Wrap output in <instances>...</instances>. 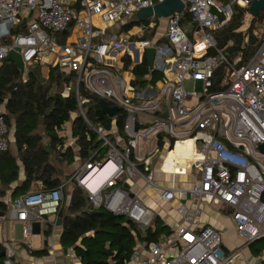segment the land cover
Returning <instances> with one entry per match:
<instances>
[{
  "label": "built area",
  "instance_id": "built-area-1",
  "mask_svg": "<svg viewBox=\"0 0 264 264\" xmlns=\"http://www.w3.org/2000/svg\"><path fill=\"white\" fill-rule=\"evenodd\" d=\"M163 1L0 0V63L9 51H17L24 63V81L31 66L47 67L62 77L53 89L61 96H75L79 114L107 149L104 160L87 162L73 175L92 210L103 208L139 228L150 227L156 214L135 191L143 184L158 190L164 203L201 199L225 208L237 236L246 243L264 239V23L255 33L257 48L238 65L237 59H230L231 43L218 47L214 34L230 21L234 8L244 9V20L251 19L252 0H181L183 9L163 19L160 34L154 22L126 28L140 9ZM186 16L192 24L189 34L181 26ZM145 32L153 34L143 38ZM148 48H154L148 69L160 77L153 80L149 73L137 84L133 67L146 59ZM82 89L118 108L111 130L89 123ZM3 112L0 106V151L9 147ZM119 112L125 117L122 134L115 127ZM71 120L58 129L59 136L68 139ZM187 139L196 157L190 158L188 170L177 173L179 161L166 162L165 156ZM158 153L156 172L174 180L197 168L195 183L179 187L154 179L150 167ZM64 200L68 204L70 195L64 199L61 188L19 195L2 220L22 223L27 236L33 222L52 216L54 225ZM177 213L182 222L157 241H142L126 264L231 262L235 252L226 253L219 230L198 223L197 210L180 203ZM3 246L4 264H12L13 249L9 243Z\"/></svg>",
  "mask_w": 264,
  "mask_h": 264
},
{
  "label": "trees",
  "instance_id": "trees-1",
  "mask_svg": "<svg viewBox=\"0 0 264 264\" xmlns=\"http://www.w3.org/2000/svg\"><path fill=\"white\" fill-rule=\"evenodd\" d=\"M244 13V9L234 8L230 21L214 34L218 47L231 43L227 46L230 59H237L238 65L245 62L257 48L258 37L255 33L264 23V11H261L242 30ZM137 23L140 21L132 20L126 28L131 29ZM152 34L145 32L143 38ZM125 62L126 65L130 64L128 57ZM148 68L146 59L133 67L135 83H144L149 73L153 80L160 77V73L150 72ZM61 81V75L55 70H50L48 78H43L40 66H31L24 81L13 62L0 63V106L4 108L8 135L12 133L14 143V152L9 147L0 151V219L7 212L8 204L4 198L8 191L17 197L37 190L61 188L64 199L70 195L69 203L66 204L64 200L59 208L63 246L76 245L75 252L83 264H126L133 252L135 236L149 243L171 231L164 223L142 231L132 221L126 222L122 215H113L103 208L91 209L87 193L74 183L73 175L83 164L99 160L100 152L105 148L79 114L75 96H61L58 91H52L53 85L58 87ZM81 97L88 99L83 109L89 123L111 130L113 119L102 112L99 98L84 89L81 90ZM124 119L122 112L115 117V127L121 134ZM70 120L71 136L75 139L71 145L67 144L66 137L59 136L57 132ZM161 138L159 148L163 145ZM74 163L78 167L75 168ZM261 200L264 202V194ZM158 219L156 216L153 224H157ZM2 251L4 246L0 243V253ZM0 264H4V257H0ZM12 264L20 263L12 261Z\"/></svg>",
  "mask_w": 264,
  "mask_h": 264
},
{
  "label": "crops",
  "instance_id": "crops-1",
  "mask_svg": "<svg viewBox=\"0 0 264 264\" xmlns=\"http://www.w3.org/2000/svg\"><path fill=\"white\" fill-rule=\"evenodd\" d=\"M48 73L47 67H41V74L43 77H46L45 75ZM124 75L125 77H129L128 72ZM73 141H75V139H73L72 142ZM67 144L71 145V142L68 143V139ZM72 144H74V142ZM176 147L180 148V153L176 156V160L179 161V164L175 167L177 168L175 171H177V173H183L182 168L188 170L190 158H192L189 154V144L182 141L178 142ZM172 151L173 150H171V152ZM170 159L168 152L165 156V160L166 162H172ZM75 160H78V158ZM73 166H75V168L78 167L77 163H74ZM165 168L166 166H164V169ZM178 177L179 176L175 177L173 180L170 176L168 178L160 174V178L157 179L164 185L175 183V185L179 187H190L195 183L194 180L184 185L178 182ZM69 185L70 183L68 186ZM141 185V190L138 188V185L135 186V191L139 192L141 201L148 208L152 209L154 212L157 211V213L162 216L164 223L169 226L170 231H173L182 222L181 217L177 213V208L180 203H184L186 207L197 210V220L199 224H209L222 233L223 248L226 253L231 254L235 252L229 264H264V239H258L251 243H246L245 240L239 239L229 212H227L225 208L212 207V205H208L201 199L179 201L175 198L169 203H164L159 198L158 190L150 186ZM13 198L15 197L12 196V191H8L4 200L9 204ZM218 209L222 210L226 215L223 216L218 213ZM52 220L53 219H48L46 222H33L31 231L27 236L23 235L22 223L1 220L0 243H9L11 245L13 249V262L20 264H83L81 259H77L78 255L75 252L76 245L63 246L61 243L62 226H57L55 223L53 225L51 223ZM16 223L21 224L20 236L18 237L15 236L16 229H14V226ZM135 239L133 250L142 242L138 240L136 236ZM32 251H42L43 253L33 254ZM72 252H74V254H72Z\"/></svg>",
  "mask_w": 264,
  "mask_h": 264
},
{
  "label": "water",
  "instance_id": "water-1",
  "mask_svg": "<svg viewBox=\"0 0 264 264\" xmlns=\"http://www.w3.org/2000/svg\"><path fill=\"white\" fill-rule=\"evenodd\" d=\"M183 9V3L181 0H165L162 3L154 6L153 8H144L140 9L136 13V22H139L142 19L148 18L150 16H157L161 18L168 17L173 11H180ZM261 11H264V0H252L251 5L249 7V14L252 18H255L259 15ZM167 40V38H165ZM146 59L148 62V67L152 68L153 66V55H154V48H148L147 50ZM3 61H11L14 63L16 68L19 71V74L22 75L24 73V63L21 59L20 54L17 51H9ZM99 104L101 106L102 112L107 114L110 118L115 116L118 111L117 107H110L107 102L100 98ZM261 149L264 150V145L261 146ZM125 188L128 187L127 184L123 185ZM61 210L59 209L56 219L55 225L61 226ZM129 219H126L128 222ZM0 257H5V251L0 253Z\"/></svg>",
  "mask_w": 264,
  "mask_h": 264
},
{
  "label": "rangeland",
  "instance_id": "rangeland-1",
  "mask_svg": "<svg viewBox=\"0 0 264 264\" xmlns=\"http://www.w3.org/2000/svg\"><path fill=\"white\" fill-rule=\"evenodd\" d=\"M163 19L164 18H161V17H157V16H150V17H148V18H145V19H142V20H140V23H137L135 26H138V25H146L148 22H154L156 25H157V27H156V31H157V33L158 34H160L162 31H163V29H164V21H163ZM249 21H250V19H248V18H246L245 20H244V25L243 26H245L246 27V25L249 23ZM181 26L183 27V29L189 34L191 31H192V24L189 22V16H186V17H184L183 19H182V21H181ZM261 26V25H260ZM243 28V27H242ZM108 31H110V32H112V30H108ZM43 77V76H42ZM43 78H45V77H43ZM46 79V78H45ZM199 87H200V85H199V83H196V85H195V91H197V92H199ZM52 91L53 92H56L54 89H52ZM68 123H70V121L68 122ZM67 126H68V124H67ZM67 137H68V143L69 142H71V144L73 143L72 142V136H71V132L68 130V133H67ZM110 138H111V136H110ZM112 141H114L113 139H112ZM9 142H10V145H9V148L11 149V151L12 152H14V146H13V137H12V133H10V135H9ZM106 152H107V149H103V150H101V152H100V157H99V161H101V160H104V158H105V155H106ZM160 156H161V154L160 153H158L157 155H156V157H155V159H154V161H153V164L151 165V167H150V169H151V171H153V173H154V179H157V178H160V174H158V172H156V167H155V165H156V162L159 160V158H160ZM72 167V166H71ZM167 166H166V168H165V170H167ZM20 177H22V169L20 170ZM197 177H198V173H197V168H194L193 169V171H192V173L190 174V175H185V176H179L177 179H178V182H180V183H183L184 185L186 184V183H188V182H192V181H194V180H196L197 179ZM138 188L141 190V188H142V185L140 184L139 186H138ZM148 189V188H147ZM213 207V206H212ZM152 208V207H151ZM217 209V208H216ZM217 212L218 213H220L221 215H223V216H225L226 215V213H224L222 210H217ZM155 214H156V216H158L159 218H160V220L157 222V224L156 223H154V224H152L150 227H148V228H154V227H157V226H160L162 223H164V220H163V218H162V216L159 214V213H157V211H155ZM48 219H53V217L51 216V217H48ZM165 224V223H164ZM14 229H16L15 230V236L16 237H18V236H20V229H21V224H19V223H16L15 224V226H14ZM139 229H141L142 231L143 230H145V229H142V228H139ZM239 239H242L241 237H238Z\"/></svg>",
  "mask_w": 264,
  "mask_h": 264
},
{
  "label": "bare ground",
  "instance_id": "bare-ground-1",
  "mask_svg": "<svg viewBox=\"0 0 264 264\" xmlns=\"http://www.w3.org/2000/svg\"><path fill=\"white\" fill-rule=\"evenodd\" d=\"M198 45H200V44H198ZM179 142H182V141H179ZM183 142H187L189 144V154L192 158H195L196 154L194 156L192 154V147H193L192 141L187 139ZM179 153H180V148L176 147V145H175V148L173 149V151L172 152L169 151V158H171L170 160H172V162L175 161L176 156L179 155Z\"/></svg>",
  "mask_w": 264,
  "mask_h": 264
}]
</instances>
